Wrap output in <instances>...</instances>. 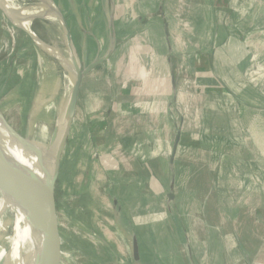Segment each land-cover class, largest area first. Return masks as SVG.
Listing matches in <instances>:
<instances>
[{
    "label": "crops",
    "instance_id": "crops-1",
    "mask_svg": "<svg viewBox=\"0 0 264 264\" xmlns=\"http://www.w3.org/2000/svg\"><path fill=\"white\" fill-rule=\"evenodd\" d=\"M55 1L63 21L72 17L73 9L82 11L83 19L90 11L91 20L99 15L102 28L87 36L74 34L75 57L83 68H74L75 80L66 69H46L47 58L37 50L39 92L32 99L26 97V105L39 112L35 118L34 110L28 111L26 121L50 122L52 114L58 121L66 118L77 72L104 59L83 77L74 114L93 123L88 133L94 150L107 154L105 165L94 160L85 178L93 177L92 185H108L104 202L110 204L107 209L120 231L130 233L129 243L140 256L137 263L148 264L140 254L142 238L137 235L143 234L151 243L152 257H157L151 264H264V45L258 44L264 38L260 27L264 5L255 6L253 0L236 4L230 26H223L225 14L217 8L215 16L207 18L204 5L205 11L199 13L204 21L197 26L186 22L183 12L177 19L168 16L158 0L145 5L132 1L136 10L130 6L120 22L113 14L116 0H90L84 5L70 0V7L64 0ZM218 16L231 48L223 55V64L215 60V47H207L206 28L213 27ZM180 52L183 57L176 67ZM46 78L54 81L52 93L41 92ZM240 91L245 92L244 101L238 98ZM175 115L180 122L177 129ZM211 128L230 132L216 131L217 141L210 147ZM161 136L162 142L157 139ZM142 139H154L153 147L143 151ZM159 142L165 149L155 147ZM129 147L140 156L130 158ZM95 169L106 178H94ZM128 169L136 174L128 175ZM111 170L119 171L118 180L112 179ZM137 170L166 182L163 198L145 193L148 188H143ZM116 186L118 195L112 193Z\"/></svg>",
    "mask_w": 264,
    "mask_h": 264
},
{
    "label": "rangeland",
    "instance_id": "rangeland-1",
    "mask_svg": "<svg viewBox=\"0 0 264 264\" xmlns=\"http://www.w3.org/2000/svg\"><path fill=\"white\" fill-rule=\"evenodd\" d=\"M48 1L52 3V6L57 8L55 0H7L6 3H10V5L19 8H22L19 5H24L27 8V12H30L34 17H38L37 19L35 18L32 23V32L36 35V31L40 32L45 40H42V42H46L53 46L56 45L55 47H57L58 53L71 63L73 69L76 67L77 69H83L78 67V62L80 63L81 61L80 59L77 61L75 57L74 49L77 44L74 34L79 35V33H83V35L87 36L91 35L94 31L99 33L100 28H102L98 27L99 15L97 17L94 16L95 18L92 17L93 19L91 20L89 17L90 11H88L84 12L85 19H83L81 17L82 11L73 9L71 13L72 17L68 16V19L63 17L65 20L61 23L58 19L44 17L46 10L44 4ZM89 1L90 0H78L79 5L81 3H83V5L84 3L87 4ZM116 1L117 2H114L117 8L113 14H115V19H117L118 22H120V18L128 11L127 9H129L130 6H133V10H136V4H132L134 0ZM141 1L143 5L148 2V0ZM158 2H162L168 16L174 15V18H176L178 17L177 15L181 16L183 12L185 21L190 23V25L197 26H201L204 21L203 14H199L205 11L204 5L206 7L207 18H211L212 15L215 16L214 9L217 8L220 12L222 11V13L225 14L224 19H222L223 26H230L232 14H235V11L238 9V5L236 4H244L246 0H158ZM75 3L76 2L73 1L71 5L75 6ZM253 3L255 6L260 3L264 5V0H253ZM64 4L70 7V0H64ZM181 6L183 7L181 8ZM210 7L212 9H210ZM6 9L10 12L13 20H11V17L0 5V114L4 117L5 124L10 126L22 137L30 139L40 145L44 144V148L49 146L53 147L55 144L60 145V148H58L60 153L57 152L56 154V157H60L61 160L60 171L56 181L57 210L60 223L59 231L62 240L59 264H138V261H136L134 257L132 245L129 243L130 233L127 232L126 235H124L122 231H120L117 226L118 220H116L107 209L110 204L104 202L103 196L109 194L108 185H101V183L92 185L93 177L91 178L89 176L85 178L87 170H89L93 161L101 160L103 167L105 165V157L107 156V154H103L101 149L100 151L98 150L99 152H95L94 150V139H92L88 133L89 130L93 129V123L83 121L81 115L76 116V114L73 115L70 122L67 121L64 116H62L61 121H58L56 116L54 117V114L50 116L52 118L51 120H53L50 122H43L39 119L36 121H26L28 111L31 114L34 110L35 118L38 117V108L30 104L26 105V97L30 98L36 92H39L38 80L40 75L39 72H36L39 65L37 50L39 47L42 49V47L37 43L36 38H33L32 34L26 31L31 24L29 14L24 10L13 9L8 6H6ZM161 12L162 11H159V15H161ZM59 13L63 14L60 10ZM208 20L211 21V19ZM220 21L221 18L218 16L212 20L213 27L210 28L207 26V37L210 38L208 39L209 43H207V47H215V60L219 64H223L222 57L224 54L230 53L231 48L228 47L230 45L228 42L229 36L225 35L219 24ZM93 22H95L94 26ZM104 22L105 20H103V23ZM261 26L264 27L263 25H260V27ZM31 38H33L37 44H34ZM260 40L261 43L258 44L263 46L264 38ZM101 46H103L102 42L98 43L99 50ZM40 54L47 58L46 69H64L59 58L57 59L44 50ZM180 57H183V53H176V67L177 63L180 62ZM261 67V69H264L263 65H261ZM64 76L67 79L68 74L66 75V73H64L63 80ZM43 77L44 76H42V78ZM50 79L51 80L46 78L44 80L46 82H42L41 92L44 94L52 93L55 89L54 81L52 78ZM67 81L68 89H71L72 83L70 79H67ZM229 94L232 95L231 92ZM257 95V93H254L255 98H257ZM245 97V92L242 94L240 91L238 98L244 101ZM131 98L134 99L135 94H132ZM232 98L234 97L232 96ZM232 101L235 100L233 99ZM239 109V113L242 112L241 108ZM178 120L179 118L175 115L174 123L176 129L180 126ZM159 124L161 128L164 123L160 122ZM61 126L63 128V134L65 133V137H62V139L56 137ZM160 128L159 132L161 131ZM228 129L230 128L228 127ZM210 130H212V132L207 137L208 140H212V143L208 144L210 147L217 141L214 142L216 131H218V134L230 132V130L221 131L214 128ZM162 132H164V130ZM146 139H142L143 141L145 140L141 143V149H143V151L147 147L152 148L154 145L152 142L154 139L150 142ZM157 139L162 142L165 137L161 136ZM161 142L157 143L155 147H163L165 149V143L163 142V144H161ZM190 144L195 145L194 142ZM129 149L131 148H128V151H130L128 152V156L130 158L135 159V156L136 158L140 156H137L135 152L132 153ZM98 154L99 156L96 157ZM162 157L164 158V153L161 154V158ZM137 161L140 162V159H137ZM94 166L98 165L94 164ZM95 170H98V172L95 174L94 178H106L103 171L99 169ZM129 170L130 169L126 170L125 173L132 176L136 174V171H134L135 169ZM109 172L113 175L112 179L117 178L118 180V170H111ZM137 173L140 175L139 177L142 176L143 188L145 186L148 188L145 192L146 194L151 195L155 193L154 195H159V198H163L166 182L154 181L148 171L137 170ZM122 174H124V171H122ZM122 174L121 177H123ZM166 177L168 178V175H166ZM84 179H86L85 183H83ZM115 190H118V186L113 188L112 192L114 195H118V191ZM193 200L195 201L196 197ZM1 208L2 207H0V245L4 244L3 260L5 261L8 255L7 251H9L12 245L11 240L15 232V224L17 223L14 214L8 212V214L4 216L5 211L2 212ZM128 222H130V220L127 218L125 222L127 223L125 224L127 228H129ZM141 235L143 234L137 235L140 239L142 238V243H140L143 249L140 251V254H142L143 261H146L145 263L151 264V260L153 258L156 260L157 257H152L154 251L150 250L151 243L149 240L145 242L144 237H141ZM145 243L147 244V248L144 249Z\"/></svg>",
    "mask_w": 264,
    "mask_h": 264
},
{
    "label": "bare ground",
    "instance_id": "bare-ground-1",
    "mask_svg": "<svg viewBox=\"0 0 264 264\" xmlns=\"http://www.w3.org/2000/svg\"><path fill=\"white\" fill-rule=\"evenodd\" d=\"M6 1L7 0H0V5L10 17L11 14L8 9H6V6L24 11L27 9L24 5H19L22 8L14 7L10 5V3H6ZM44 6L46 8L44 17L56 18L63 23L59 10L52 6L51 2H46ZM27 13L29 14L31 24L26 31L31 33L33 38H36L37 43L44 51L49 52L57 59L59 58L64 69L70 72L72 79L75 80L76 73L71 63L58 53V49L55 47L56 45L53 46L46 42H42L38 39L37 35L32 32V23L35 18L37 19L38 17H34L30 12ZM11 20H13L12 17ZM4 122V117L0 114V124ZM4 127L6 129H3L0 125V144H2L5 149H8L12 159L16 161L19 166H22L26 172L32 173L31 175L44 182L45 185L51 186L53 184L51 178L54 174L55 163H57L56 154L59 152L58 148H60V145L55 144L53 147L49 146L44 148V144L40 145L31 140V145L29 146L28 144H24L13 130H10L7 126ZM56 137H60L61 139L65 137L62 126ZM0 207H2V212H6L7 209L13 210V212L16 213V223L18 224H15V232L11 240L12 245L5 261L3 260L4 244L0 245V264H36L35 255L41 246L42 235L40 228L42 225L35 209L27 200L19 199L4 191L2 192Z\"/></svg>",
    "mask_w": 264,
    "mask_h": 264
},
{
    "label": "water",
    "instance_id": "water-1",
    "mask_svg": "<svg viewBox=\"0 0 264 264\" xmlns=\"http://www.w3.org/2000/svg\"><path fill=\"white\" fill-rule=\"evenodd\" d=\"M103 60L100 59L85 68L86 70L77 72V79L70 96L67 121L70 122L75 113L83 77L102 64ZM0 125L3 129H6L4 126H7V128L13 130L5 122ZM14 132L24 144L31 145L30 139L22 137L16 131ZM56 159L57 163H55L54 174L51 178L53 184L48 186L31 175L32 173L26 172L22 166H19L9 155L8 149H5L0 144V201L3 191L19 199L27 200L35 209L42 225L40 228L42 235L41 246L35 255L36 264H59L61 254L62 240L59 231L60 223L56 199V181L60 171L61 160L60 157H56ZM8 212L14 214L17 219L16 213L9 209L6 210L4 216ZM134 257L136 261L140 260L136 249L134 250Z\"/></svg>",
    "mask_w": 264,
    "mask_h": 264
}]
</instances>
